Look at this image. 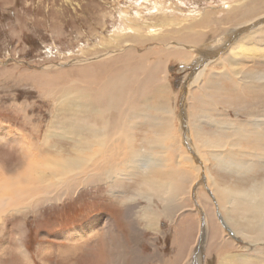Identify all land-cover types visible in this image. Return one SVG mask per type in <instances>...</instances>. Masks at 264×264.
Listing matches in <instances>:
<instances>
[{
	"label": "rangeland",
	"instance_id": "374dc122",
	"mask_svg": "<svg viewBox=\"0 0 264 264\" xmlns=\"http://www.w3.org/2000/svg\"><path fill=\"white\" fill-rule=\"evenodd\" d=\"M236 1L238 0H0V179L5 177L13 179L22 174L24 155L19 145L24 137L30 140L32 137L36 142V139L44 137L45 132H62L54 123H59V118H61V121L66 119L59 113L63 109L66 113L69 106L64 105L66 99L60 100V92L54 93L57 87H59L57 83L68 82L74 78V73L70 70L71 67L89 64L87 62L83 64L74 62L73 64L71 60H77L80 57L84 59H87V57L93 58L94 56H89L94 55V52L100 49L118 48L119 39L123 40L125 34H131L135 29L134 25L128 26L125 18H128L131 23L139 26L137 28L142 34L145 33L142 35L143 39L141 37V41H137L139 44L136 42L134 44L143 53H152V55L154 53L153 57H155V53L166 52L169 50V47H175L176 49L179 48L185 51L186 54L183 56L185 58L182 57V59L180 55L166 59L165 64L167 66L165 69L162 68L165 72L159 71L158 73V78L162 75V79L159 78V80L161 79L160 88L163 89L159 94L167 95V99H163L164 97L161 98L156 93H152L150 97L148 96V102L140 99L137 100L134 106L139 108L136 110L143 115L134 114V117H132L133 114L130 115L131 120L127 118V123L130 122L128 123L130 125L127 126L128 131L126 130V134H124V131V135H119L115 131V138L121 137L125 139L127 137L124 143L127 142L126 144L132 146L131 149L133 150L139 148L138 151L145 149V153H152L150 150L157 152V147L155 146L159 144L157 143L159 139H156V141L153 139L158 138L157 134H162L163 129V125L160 124L162 121L159 120L162 117L163 109H161V105L159 104L162 102L164 106H167V109L171 104L169 108L173 111L172 115L174 117L170 122V129L175 126L177 129L176 131L172 129V131L169 129V125L165 127L172 131L171 134L175 131L172 135L177 136L176 138L172 137V142L176 139L174 141L175 152L177 154L175 155L177 157L175 160H178V167L181 168V164L179 163H182L185 157L189 158L188 155L193 156L196 162L201 160L190 147L189 143H187L186 138H189L185 125L187 119L192 121V123L196 122L194 125L192 124L195 127L194 129L192 128L191 132L197 130V133L207 136V134H211L217 130V123L221 122L223 124H220L223 126L226 122L227 125L228 123L236 124L247 117L243 115L244 108L239 106V104H243L245 101L238 97L237 92L233 90L232 84L226 78V73L228 70L230 71L231 67L226 66L223 60L224 64L222 61L218 62V58L225 56L229 50V52L233 50L237 54L239 68L248 70L255 68L264 69L263 58L257 63L255 58L258 57H254L258 53L255 49L257 47H251L252 45H249L246 43L247 40L243 39L249 33L248 26H243L242 24L246 19L240 15L242 13L236 15L234 13L230 14L234 6L238 5ZM156 3L158 6H156ZM203 13L206 14L204 16L206 17V21H204L203 25H199L197 22L199 20L197 19ZM238 20H242V22L240 21L237 24L241 27L239 26L232 30L234 26H237ZM196 23H198V26L195 27V30L202 31L204 36L202 38H197V36H191L192 38L189 36L182 37L181 32L184 28ZM256 25L258 24L253 25V27ZM126 32L129 33L127 34ZM228 32L230 34L226 38ZM154 34L155 37L153 36ZM132 39L137 40V38ZM219 39L221 41L225 39L224 43H222L223 45H220L221 48H219L220 46L216 47L220 50H204L214 47L213 45ZM243 42L245 43L244 46H246L243 47V49H246L243 51H247L245 52L247 56L241 49L236 51L239 45L244 44ZM247 48L252 52H248ZM261 49L264 50V48ZM156 50L157 52H154ZM119 51L116 50L115 52L117 53L115 55H118ZM248 58L250 59L248 60ZM252 58H254L253 61ZM96 61L92 62L91 60L92 63ZM147 62H150L149 67H152V61ZM210 65H212V68L208 70ZM168 66L169 69H167ZM66 68V71H58ZM196 68L197 70H194ZM202 70L204 73L203 75L202 73L200 74L199 80L201 81L210 73L211 75L208 76L212 82L209 89L204 90L205 97L207 98L205 99L209 102L205 108V114L200 119H197L193 115L196 113H194V105L192 106V104L198 102L195 98L198 95L196 92L200 81L197 82L194 79L191 83V80L193 76L195 77ZM60 78L66 81H60ZM151 84L153 83L147 86L150 85L149 87L151 88ZM164 85L167 87V90ZM201 85L202 83L199 86ZM220 85L222 86L220 87ZM168 92L171 95H168ZM231 92H235L236 94L233 95ZM187 96L188 98L190 97L188 102L192 106V109L191 107H189L190 109L186 108ZM262 96L264 101V93H262ZM214 100H217L216 103ZM147 105L150 107L148 108ZM153 106L154 109L152 108ZM71 108L65 114L68 118L73 116ZM143 108H146V110ZM211 116L214 118L210 119ZM156 119L157 122L155 123ZM148 120H151V122H147ZM138 121H141V123H138ZM197 122L199 123L197 124ZM158 124L160 125L156 126ZM167 128L164 129L167 130ZM182 129L183 133L187 132L188 137H185L181 133ZM144 131L147 133H144ZM181 137H184L182 145L180 143L182 141ZM52 139H54L53 143L59 141L57 138ZM142 140L145 141L143 142ZM142 142L143 144H141ZM177 142L178 144H176ZM59 143L61 144L62 142L59 141ZM201 143L204 144L205 142ZM48 148H50V145H48ZM181 149L183 150L181 151ZM162 151L164 154L169 151L166 154L168 158L172 156L171 150L167 149L166 151L163 149ZM178 152H182L183 154L181 155ZM44 153L47 154L46 152ZM178 154L180 155L179 157ZM212 172H217L221 177L225 178L228 185L236 186L234 179L236 180L237 177H234L233 174L230 176L220 173L216 169ZM195 175L196 171H193L192 179L195 178ZM201 175L202 180H197L192 187L190 199L188 195L191 182L186 184L176 198L177 203L181 205L183 204L182 201L185 202L186 206L183 207L187 208V212L192 214L191 208L193 207L197 215V219L196 217L193 218L194 220L192 219L195 225L191 229L189 228L186 236L181 238L182 242L180 241V243L174 238L179 232L180 224H182L179 219L181 215L178 212L181 206L179 207L176 204L174 208L168 209L165 194L157 196L158 190L154 187L147 188V193H154L155 197H152L154 201H150L151 203H148L149 201L146 202L144 196L139 194V192L145 189V187L143 189V186L140 185L142 179L138 175H134L135 177L130 176L126 179L117 178V185L112 188V191L114 194L120 192L118 194L119 200H107L101 209L98 208V204L102 200L99 195L101 190L95 186H89L85 187V189L77 187L68 196L59 200H52L50 202L39 201L38 204L40 206L36 210L26 209L22 210V213L19 214H8L3 219L4 221L0 223V234L6 223V225H10V229L5 234L2 232L3 236H0V264H10V261L13 259L17 263L19 261L18 264H105L107 261L111 264H162V262L163 264H184V262H187V264H204L206 258L209 256L206 251L209 235L206 234L207 231L204 233L206 224L209 221L205 220V210L207 211V209H204L205 204L203 206L201 203L203 198L199 197L201 202L197 200L198 187H203L207 198L212 202L213 210H215V213L212 212V215L217 216L215 217L219 219L217 222L221 220V229L223 232L225 231L224 234H228L230 238L234 236L232 229H229V226L222 223L221 212L215 206L216 203L212 190L208 186H204L205 177L203 174ZM250 183L251 181L247 180L245 185L249 186ZM240 184L238 186H243ZM130 188L133 189L130 190ZM127 192L131 196V203L134 198L136 203L140 201L144 207H149L151 210L154 209L152 210L154 212L150 211L148 214H156L157 218L150 222L149 217L142 215L143 211L140 210L141 207L140 209H130L131 206L128 203L125 204L124 208L120 200L125 199ZM102 215L104 216L102 217ZM106 217L113 219L112 225L114 226L111 229L112 231L110 230L107 235L104 234L106 228L103 223H100V219L104 221ZM13 218L16 219L10 221ZM20 221L23 225H26L24 227L22 244L19 241L20 239H18V232L13 226L17 227ZM196 221H198V228L196 227ZM186 238H190V240L186 242ZM102 239L105 240V247L103 250H100L98 246ZM248 246L246 252L249 256H252L249 257V260L258 258L254 261V264H259V259L264 253L258 251H252L254 253L248 252ZM179 250L180 254H178ZM239 250L235 251L230 247V254L228 251H224L229 255L227 259H231V264H240L238 263L239 260H237L238 256L233 254L237 253L238 255ZM240 254L242 255V251ZM223 256L218 259V262L214 259H209L207 264H224L223 261L226 258H223ZM232 256L235 257L233 258ZM200 259L202 261H199Z\"/></svg>",
	"mask_w": 264,
	"mask_h": 264
},
{
	"label": "bare ground",
	"instance_id": "6f19581e",
	"mask_svg": "<svg viewBox=\"0 0 264 264\" xmlns=\"http://www.w3.org/2000/svg\"><path fill=\"white\" fill-rule=\"evenodd\" d=\"M236 2L238 3V5H235L236 7L234 6L230 14L234 13L236 15L242 13L240 15L244 16V18L246 19L243 22L242 20H238L236 25L241 21L243 26H248L249 33L246 34V36H244L245 38L243 37V39L247 40L246 43L252 45L251 47H257L255 49L258 51V53L257 55H254V57H258L255 58V60L257 63H259L260 59L263 58L262 60H264V50L261 49L264 48V0H238ZM136 3L134 2V4ZM156 6H158V4ZM204 16H206V14L203 13L202 16L197 19L199 20L197 21L199 25H203L204 21H206V17ZM125 22L128 23V26L134 25L135 29L133 30L132 28L133 31H130L131 34H128L129 32H126L128 35L125 34L123 36V40L119 39V44H117L118 48H109L106 50L100 49L96 51L97 53L94 52V55L89 56H94L93 58L87 57V59H84L83 57H80L77 60H71L73 64L74 62L81 64L87 62L89 64L71 67L70 70L73 71L74 78L70 79L71 81L68 82H60V84L57 83V86L59 85V87H57L54 93L60 92V100L66 99L64 101V105L69 106L68 110L72 106L71 109L73 113V116H71L70 118L65 115L68 110L65 113V110L63 109L59 113L66 119L64 121H61V118H59V123L54 124L60 130H62V132H45L44 137H42L41 139H36V142L32 137L31 140L25 137L21 140L19 147L24 155L22 174L13 179L8 177L0 179V223L4 221L3 219L8 214H19L22 213V210L26 209L36 210L40 206L38 204L39 201L50 202L52 200H59L65 196H68V194L77 187H82L83 189H85V187L95 186L97 187V189H100L101 191L99 192V195L101 197L100 199L102 200L101 202H99L98 208L101 209L103 207L102 205H105L107 200H119L118 194L120 192L114 194V192L112 191V188L117 185V178L126 179L130 176L135 177L134 175H138L142 179L140 185L143 186V189L145 187L144 190L138 192L140 195L144 196L146 202L149 201L148 203H151L154 201L152 199V197H155L154 193H147V188L150 189L154 187L158 190L157 196L165 194L168 209L172 207L174 208L176 204L179 207L181 206L178 212L181 215L179 219L181 220L182 224H180L181 227L179 226V232L174 238L175 240L177 239L180 243L181 238L186 236L189 228L191 229V227L195 225L192 222V219L195 217L197 219V215L193 210V207L191 208V211H193L192 214L187 212V208L183 207L186 206L185 202L182 201L184 205H181L177 203L176 198L178 197L177 195L181 193V190L186 186V184L191 182V184L189 185L190 190L188 195L190 199L193 185L197 180H202L201 174H203L205 177L204 186H208V188L212 190V194L214 195L216 203L215 206H217V210L221 212V219H223L224 221H222V223H225L230 227L229 229H232L234 236L230 238V236L228 237V234H224L225 231L223 232V230L221 229V220L217 222L219 220L215 218L217 216H215L214 214L212 215V212L215 213V210H213L212 202L207 198L203 187H198L197 200L199 202L200 198H203L202 202L201 200L200 202L202 203V205L205 204L206 206L205 207L203 205L204 209H207V211L205 210V220L209 221L206 224V228L204 229V233H206L205 231H207L206 234L209 235L208 243L206 242V251L209 255L205 260L206 264L209 259H214L216 262H218V259H220L223 255V258H226L223 263L231 264V259H227L229 255L224 252L228 251L230 254V247H232V249H234L235 251H238V249H240L238 255L237 253H233L235 256H238V263L254 264V261L258 258H253L255 260H249V257L251 255L249 256L246 252L247 245H249L248 252L258 251L264 253V101L262 98V93H264V69L255 68L253 70H248L239 68L240 66L238 67V59L236 57L237 54L233 50H231V52H229V50L227 54H225V56H221L220 58H218V62L223 60L226 63V66L231 67H228L230 68V71L228 70V72L226 73V78L232 84L233 90L237 92L238 97L241 100L245 101L243 102V104H239V106L241 108H244L243 115L247 117L244 118L243 121H239V123L236 124L228 123L227 125L226 122L223 126L221 125L223 123H217V132L215 131L211 134H207V136H202L201 134L196 132L197 130L191 132L192 128L194 129L195 126L193 127V125L196 122L192 123V121L187 119L185 124L186 131H188L189 136V138H186L188 141L187 143H189L190 147L193 149V151H195V153H197L198 157L201 160H199L198 162L200 163H198L194 161L193 156L188 155L189 158L183 157L184 159L182 160V163H179L181 164V168H179V165L177 164L178 160H175V158H177L175 156L177 154L175 152L176 149L174 143L176 139H174V141L172 142V137L174 136L172 134L176 131L177 128L176 126L172 128L175 130L172 134L171 132L173 130L170 129V122L174 117L172 115L173 111L169 108L171 104H168V109L167 106H164L161 101V103L159 104L161 105V109H163L162 117L160 119L158 118L162 121L160 124L163 125V129L167 128L165 127L166 125H169V129L172 131L168 130V128L167 130L162 129V134H157L159 137L153 139L155 141L156 139H159L157 140V143L159 144L156 143L157 145L155 146L157 147V152L150 150L152 153H145V149L142 151H138L139 148L137 150H133L131 149L132 146H128L126 144L127 142L124 143L127 137H125V139L121 137L115 138V131L119 135L123 134L124 131V134H126V130L128 131L127 126L130 125L128 124L130 122L127 123V118H130V115L133 114L132 117H134V114L143 115L140 114L138 110H136L139 108H136L134 106L137 100L140 99L144 102H148V96L150 97L152 93H156L159 97L161 96V98L164 97L163 99L167 97V95L165 96L164 94H159L163 91V89L160 88V80L162 79V75H160L159 78L161 79L159 80L158 73L159 71H163L162 68L165 69V67L167 66V64H165L166 59H171V57L173 58V56L175 55H180V58L182 59V57L186 54L185 51H182L179 48H177L179 49L177 50L175 47H169V50L166 52H158L157 54L155 53V57H153L154 53L153 55L152 53H143V51L138 50L134 44H139L137 41L140 42L142 35H144L145 33L142 34V32L137 28L139 26L131 23L128 18H125ZM198 23L185 27L181 32L182 37L189 36L190 38H192L191 36H197V38H202L204 36L202 31H198V29L195 30V27L198 26ZM255 24L258 25L253 27V25ZM239 26H234L232 30L236 29ZM203 32L205 33V31ZM229 34V32L227 33V35L225 34L226 38ZM153 36L155 37V34ZM132 38H137V40H134ZM225 39H223L222 41L219 39L220 42L217 41V43L213 45L214 47H211L209 49L206 48L204 50H218L219 48H221L220 45L224 43ZM133 45L134 47H132ZM183 45H185V43H183ZM244 45L245 43L241 46L239 45V48H237L236 51H238V49H241L242 52H244L243 50H246L243 49V47H246ZM218 46L220 47L216 48ZM247 49L248 52H252L249 48ZM116 50H120L118 52V55H115V53H117L115 52ZM154 52H157V50ZM249 59L250 58H248V60ZM253 59L254 58H252V61ZM91 60L92 62L95 60L97 61L92 63ZM147 61H152V67H149L150 62L148 63ZM169 66L167 67V69H169ZM211 66L212 65H210L208 70L212 68ZM66 70L67 68L60 69L58 71L63 72ZM203 70L199 71L195 77L193 76L191 83L194 79L197 82L200 81L199 76L201 73L203 75ZM208 75L210 76L211 74L209 73ZM208 75H206V77L202 79L203 81L201 80L199 82L196 92L198 93V95L195 98L198 102H193L194 104H192V106L194 105V113H196L192 114L195 115L197 119H200L204 116L205 108L209 103L208 101H206L207 98L204 94V90L209 89V86L212 82ZM217 78L219 79V77ZM60 81L66 80L60 78ZM150 83H153L151 84V88L149 87L150 85L147 86ZM201 83L202 85L199 86ZM221 86L222 85H220V87ZM165 89L167 90V87ZM231 94L235 95L236 93L231 92ZM168 95L171 94H169L168 92ZM189 98L187 96L186 108L190 109L189 107H191L192 109V106H190V103L188 102ZM214 101L216 103L217 100ZM146 108L143 109L146 110ZM152 108L154 109V106ZM189 112H191V110H189ZM211 118L213 119L214 117L211 116L210 119ZM129 120H131V118ZM151 120H148L147 122H151ZM139 122L141 123V121H138V123ZM156 122L157 119L155 123ZM199 122H197V124ZM160 124L156 126H159ZM129 130L131 129L129 128ZM145 132L146 131H144V133ZM181 133L185 135V137H188L187 132L183 133V129L181 130ZM69 134L72 136H70ZM176 137L174 136V138ZM52 138L59 139V141L62 142L61 144L64 145H61L59 141L53 143L54 139ZM183 139L184 137L180 142L181 145L184 142ZM200 139L204 141H201ZM143 142L141 144H143ZM201 142L205 143L203 144ZM176 144H178V142ZM48 145H50V148H48ZM166 148L171 150L170 152L172 156L170 158L166 156L169 151L165 154L162 151L163 149L167 151ZM182 150L183 149H181V151ZM44 152H46L47 154H45ZM180 154L182 155L183 153L181 152ZM179 156L180 155L178 154V157ZM187 161L189 162L187 163ZM215 169L220 173H225L230 176L233 174L234 177H237L236 180L234 179V181H236V186L234 187L231 184L228 185L225 178L221 177L217 172L213 173L212 171H214ZM192 170L196 171L194 179H192ZM247 180L251 181L249 186L245 185V182ZM239 184L243 186H238ZM132 189L130 188V190ZM120 202L124 208L125 204L127 203L131 206L130 209H140L141 207L140 210L143 211L142 215H144L145 217H149L150 222L157 218L156 214H148L154 209L151 210L149 209V207H144L143 205H141L140 201L136 203L134 201V198L132 199L131 203V196H129V192L126 193L125 199H121ZM130 214L132 213L130 212ZM103 216L104 215H102V217ZM112 220L113 219H110V217H106L104 221H101L100 219V223H103L104 227L106 228V232H104L105 235H107L108 232L112 228H114V226L112 225ZM150 222L149 224H151ZM196 225V227L198 228V221H196ZM230 233L232 232L230 231ZM189 240L190 238H186V242H188ZM104 244L105 240H100L98 246L100 247V250H103V248L105 247ZM241 251L242 255L240 254ZM178 254H180V250L178 251ZM259 260V264H264V254ZM199 261L202 260L200 259ZM106 263L111 264L108 263V261ZM184 264H187V262H184Z\"/></svg>",
	"mask_w": 264,
	"mask_h": 264
},
{
	"label": "crops",
	"instance_id": "0c3cea01",
	"mask_svg": "<svg viewBox=\"0 0 264 264\" xmlns=\"http://www.w3.org/2000/svg\"><path fill=\"white\" fill-rule=\"evenodd\" d=\"M14 219H16V218H13V219H11L10 221H12V220H14ZM7 224V223H6ZM5 224V226L3 227V231H1V234H0V236L2 235L3 236V234H5L6 233V231H8L9 229H10V225L8 224V225H6ZM14 226V228H16V230H17V232H18V239H20L19 241H20V243L22 244V242H23V232H24V227H26V225H23L22 224V222L20 221V224H18L17 225V227L15 226V225H13ZM2 232H3V234H2ZM18 263H19V261H18ZM17 262H16V260H12V261H10V264H18Z\"/></svg>",
	"mask_w": 264,
	"mask_h": 264
},
{
	"label": "water",
	"instance_id": "95a60500",
	"mask_svg": "<svg viewBox=\"0 0 264 264\" xmlns=\"http://www.w3.org/2000/svg\"><path fill=\"white\" fill-rule=\"evenodd\" d=\"M199 66H200V65H199ZM194 70H197V68H196V69H194ZM184 92H186V91L184 90ZM184 92H183V93H184Z\"/></svg>",
	"mask_w": 264,
	"mask_h": 264
}]
</instances>
